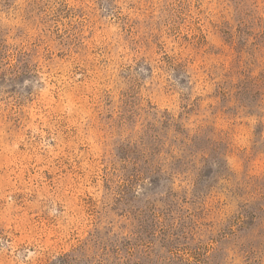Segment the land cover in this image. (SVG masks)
<instances>
[{
    "label": "rangeland",
    "instance_id": "374dc122",
    "mask_svg": "<svg viewBox=\"0 0 264 264\" xmlns=\"http://www.w3.org/2000/svg\"><path fill=\"white\" fill-rule=\"evenodd\" d=\"M264 0H0V264H264Z\"/></svg>",
    "mask_w": 264,
    "mask_h": 264
},
{
    "label": "trees",
    "instance_id": "16d2710c",
    "mask_svg": "<svg viewBox=\"0 0 264 264\" xmlns=\"http://www.w3.org/2000/svg\"><path fill=\"white\" fill-rule=\"evenodd\" d=\"M259 127H261V131H260V129H259V131H257V133H258V134H259V133L261 134L262 131L264 130V122H263V121L260 122Z\"/></svg>",
    "mask_w": 264,
    "mask_h": 264
}]
</instances>
